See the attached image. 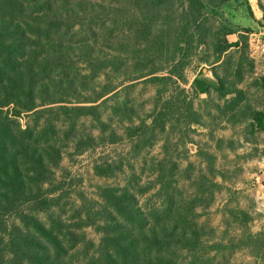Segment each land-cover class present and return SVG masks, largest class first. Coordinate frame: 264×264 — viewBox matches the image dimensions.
Returning <instances> with one entry per match:
<instances>
[{"label": "rangeland", "instance_id": "rangeland-1", "mask_svg": "<svg viewBox=\"0 0 264 264\" xmlns=\"http://www.w3.org/2000/svg\"><path fill=\"white\" fill-rule=\"evenodd\" d=\"M202 1L204 35L181 69L183 56L161 53L155 39L150 52L143 45L131 50L143 36L123 26V18L113 37L100 31L96 47L123 64L93 73L74 50L86 37L82 14L72 30L73 50L62 52L73 59L58 61L61 51L53 49L49 85L36 101V110L47 112L14 117L22 130H36L29 144L38 154H58L42 184L52 203L34 215L43 222L61 219L83 237L65 244L63 262L89 264L99 257V224L117 217L103 197L110 187L132 197L144 230L160 226L163 246L177 236L179 244L167 249L149 238L136 264H264V0ZM111 38L122 43L115 51L105 46ZM150 71L155 74L143 75ZM196 79L208 84L206 92L198 91ZM90 106L103 124L72 110ZM15 148L22 152L17 142ZM18 217L15 211L2 215L0 248L7 247Z\"/></svg>", "mask_w": 264, "mask_h": 264}, {"label": "trees", "instance_id": "trees-1", "mask_svg": "<svg viewBox=\"0 0 264 264\" xmlns=\"http://www.w3.org/2000/svg\"><path fill=\"white\" fill-rule=\"evenodd\" d=\"M226 1L220 0V3ZM203 9L202 0H0V220L4 213L15 211L20 223V226H12L7 247L0 248V264H68L61 259L68 254L65 244L76 245L83 241V237L68 228L61 219L49 218L48 222H43L34 215L48 211L52 203L43 194L42 184L48 178L47 174L51 173L50 167L57 164L58 154H38L29 144L36 130L29 127L22 130L14 118L26 112H33L36 116L47 112L36 110V101L41 97L39 94L48 88L49 84H45L44 80H49L52 73L54 50L59 48L61 51L58 61L65 57L73 59L62 52L73 50L71 34L82 14L87 23L83 24L86 37L75 44L74 50L82 52L80 58L93 73L101 74L109 68L115 70L123 64V60L111 54L105 57V51L96 48L99 33L106 30L107 35L113 37L115 27L118 28L123 18L127 19L123 26L137 32L141 30L143 36L134 39L135 46L131 50L135 51L139 48L137 45H143L142 50L145 47L150 52V38L155 39L161 53L168 50L183 56L180 69L183 68V61H188L194 52V44L202 41L203 21L207 20ZM157 32L161 36H157ZM68 39L70 46L64 42ZM118 44L121 46L122 43L111 38L105 46L115 51L113 45ZM126 46L124 44V48ZM226 49L223 48V51ZM76 56L74 54L73 57ZM169 61L176 62L175 58ZM152 74L155 72L143 75ZM154 77V81L158 82L171 79ZM194 84L198 91H207L208 84L203 80L196 79ZM99 98H102L101 94L95 99ZM12 106L14 114L4 111ZM72 110L80 115L91 114L103 124L96 106ZM44 125L54 133L50 119H44ZM16 142L22 152L16 151V148L11 151ZM8 152H12L10 158L6 156ZM14 153L23 159L27 169H30L28 172H22L15 164ZM45 156L50 157L47 164H44ZM33 185L36 186L33 188ZM106 189L111 193L103 197L117 217H105L108 220L99 224L101 252L95 260H88L89 264H136L140 250L150 241L149 238L163 249L179 244L176 239L173 242L177 236L173 239L169 236L172 242L163 246L164 242L159 237L160 226L153 225L147 231L142 228L132 197H126L128 192L116 195L112 188ZM23 206L27 207L26 212L21 209ZM136 230L143 235V240L136 235ZM39 239L50 247L52 257ZM1 241L0 237V245H3ZM4 255L9 257L5 259Z\"/></svg>", "mask_w": 264, "mask_h": 264}]
</instances>
